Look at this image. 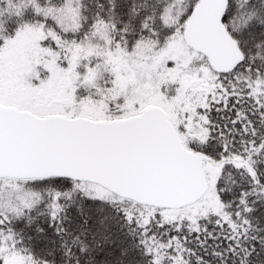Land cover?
I'll use <instances>...</instances> for the list:
<instances>
[{"label": "snow or ice", "instance_id": "1", "mask_svg": "<svg viewBox=\"0 0 264 264\" xmlns=\"http://www.w3.org/2000/svg\"><path fill=\"white\" fill-rule=\"evenodd\" d=\"M0 264H264V0H0Z\"/></svg>", "mask_w": 264, "mask_h": 264}]
</instances>
